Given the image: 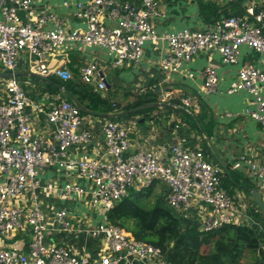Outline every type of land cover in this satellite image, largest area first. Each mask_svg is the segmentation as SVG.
I'll return each instance as SVG.
<instances>
[{
	"label": "built area",
	"instance_id": "1",
	"mask_svg": "<svg viewBox=\"0 0 264 264\" xmlns=\"http://www.w3.org/2000/svg\"><path fill=\"white\" fill-rule=\"evenodd\" d=\"M208 1L220 7L237 5L241 13L231 10L203 28L158 36L153 19L165 16L159 0L76 1L72 15L84 27L70 26L49 9L32 12L34 0H0V64L11 74L0 81V264H127L146 259L172 264L163 259L159 248L135 239L105 216L130 189L142 191L156 182L164 186L167 205L201 231L244 224L261 230L264 238L259 218L222 186L224 169L211 162L203 148L189 146L185 140L155 146L149 142L158 138L153 128L141 135L147 146L140 147L131 136L135 122L82 114L75 102L59 95L46 105L33 102L16 75L23 66L34 76L68 80L70 71L54 64L58 55L64 57L75 47L97 46L110 60L90 56L78 77L105 97L103 69L138 62L144 44L159 38L167 42L158 63L165 77L182 74L184 63L202 50L216 51L225 64L237 62L242 45L264 58V0ZM63 5L68 7L69 2L64 0ZM201 77L202 91L214 92L215 67L206 65ZM241 90L250 96L245 115L264 127V66L238 68L226 91ZM30 104L46 118L42 129L33 124ZM241 163L264 201V161L246 154L231 159L233 167ZM47 168L57 170L63 181L44 180ZM49 196L85 204V220L75 219L68 207L50 205ZM94 214L103 220L93 223ZM75 230L102 237L97 255L46 240L49 231ZM18 241L22 247L14 246ZM260 251L264 255V241Z\"/></svg>",
	"mask_w": 264,
	"mask_h": 264
},
{
	"label": "crops",
	"instance_id": "2",
	"mask_svg": "<svg viewBox=\"0 0 264 264\" xmlns=\"http://www.w3.org/2000/svg\"><path fill=\"white\" fill-rule=\"evenodd\" d=\"M64 0H34L32 12H39L43 9H49L56 12L62 19L68 20V24L74 27H84L82 21L76 19L72 15L73 3L79 0H66L69 6L63 5ZM137 3L138 0H130ZM160 9L164 12V17L153 19L154 27L158 36L165 33H172L183 28H203L208 22L202 16V4L206 0H159ZM223 10L221 13H228L232 10L234 14H240L241 9L234 7ZM167 51V42L163 39H157L154 42L147 41L144 44L143 56L138 62L126 63L121 67L104 68L103 73L107 82L105 97L116 106L113 99L119 101H128L130 94L137 95L147 94L153 90L156 101L151 103L155 108L152 114L147 118L143 117V113L129 116L132 108H114V112L122 113L120 116H115V121L129 123L135 122L134 131L131 134L135 138L138 146H147L144 138L141 135L148 129H155L158 138L151 144L155 146H168L171 143L185 140L187 145L199 146L204 149L207 158L211 162L218 163L213 156V152L221 159L225 166H229L235 172L240 173L246 180L250 179L246 165L241 163L238 167H233L231 159L238 157L241 154H246L258 161H264V127L245 115L244 111L249 106L248 101L250 96L245 91H236L227 93V87L235 78L237 70L244 64H253L255 66H264V58L256 51L242 45L241 51L236 63L225 64L221 61L220 55L216 51H199L190 61L184 63L182 74H172L165 77L159 68V61ZM58 55L57 65L67 68L72 78L74 72L79 73V69L90 56H96L105 61H109L110 57L106 51L97 46L75 47L68 50L64 57ZM213 65L217 71L218 83L214 92L206 94L202 91L201 71L206 65ZM23 66H19L16 70L17 77L20 75H31L27 71L23 72ZM25 69V68H24ZM0 73H9L5 71L0 64ZM191 73L192 76H187ZM79 75V74H78ZM108 75H111V82L107 80ZM38 80H21V84L27 91L33 102L48 104L54 96H61L64 93L60 88H56L49 81V76L44 79L35 76ZM4 77L0 74V81ZM20 81V77H18ZM61 87V86H60ZM129 93L127 97L125 94ZM168 94V96H167ZM114 95L115 97H113ZM138 97V96H137ZM136 97V98H137ZM125 98V99H124ZM180 98L181 105H174L179 108L180 112H169L165 106L172 104L171 99ZM113 100V101H112ZM188 103V105H186ZM144 106V107H152ZM201 106L207 117L213 121L211 136H207L200 130L196 133L195 129L190 128V125L181 120V109L187 113L198 114L201 111ZM135 108V107H134ZM29 111L32 114V121L36 128L42 129L47 125L45 116L33 109L32 104L29 106ZM117 111V112H116ZM137 111V110H136ZM135 112V111H132ZM149 112V111H147ZM145 115V114H144ZM143 119L142 122L140 120ZM177 126V127H176ZM100 136V132L98 133ZM101 137V136H100ZM219 164V163H218ZM225 174V173H224ZM43 179L56 178L59 182L63 181V177L55 169L47 168L42 175ZM243 182L238 185L234 184V194L246 208L250 215L255 216V209H252V199L240 188ZM47 201L50 205L65 206L75 213V219L85 220L84 206L80 202L70 203L62 202L56 196H49ZM251 207V208H250ZM245 212V210H244ZM248 213V214H249ZM256 217V216H255ZM103 220L102 215L94 214L93 223ZM261 227H264L263 220L259 219ZM48 241H56L69 245L74 251L88 255H97L102 245V237H92L83 231L58 232L49 231L46 236ZM14 246L22 247L21 241L14 242ZM259 253V252H257ZM127 264H158L154 261L137 262L133 261Z\"/></svg>",
	"mask_w": 264,
	"mask_h": 264
},
{
	"label": "trees",
	"instance_id": "3",
	"mask_svg": "<svg viewBox=\"0 0 264 264\" xmlns=\"http://www.w3.org/2000/svg\"><path fill=\"white\" fill-rule=\"evenodd\" d=\"M234 7L237 5H232L230 8ZM226 8L228 6L220 7L206 0V3L202 4V16L210 23L220 17L223 14L221 12ZM73 74V78L65 81L57 82L52 78H49V81L56 88L64 87L70 95L65 93L62 95L65 99L79 105L82 114L115 113L114 104L108 97H103L99 92L82 83L75 72ZM153 101H156V98L151 90L147 94L138 95L136 100L126 108L143 106ZM180 102V98L171 99L172 104L164 108H167L169 112L179 113L180 109L175 108L174 105H181ZM154 108V106L142 107L129 113V116L151 111ZM143 117L147 118L148 115H143ZM180 117L190 125V128L199 129L207 136L212 135L214 123L210 117H207L202 106L198 114L187 113L181 109ZM108 118L114 120L115 116ZM226 168L222 177V186L233 194V185H238L242 175L230 169L229 166ZM154 184L142 191L130 189L128 195L106 211V220L120 226L135 239L151 243L159 248L163 259L172 264H242L241 258L245 249L256 253L255 260L251 264H264V255L260 251V245L264 238L262 232L253 227L244 224H227L208 232L201 231L196 223L190 224L191 222L184 220L167 205L163 185L160 197L156 198L157 201L148 207H143L139 200L143 196H147L152 188L154 189ZM240 188L252 199V203L256 206L255 214L264 223V218L249 192L254 186L241 184ZM127 222H131V227L127 226ZM203 246L209 247L207 251H203Z\"/></svg>",
	"mask_w": 264,
	"mask_h": 264
},
{
	"label": "rangeland",
	"instance_id": "4",
	"mask_svg": "<svg viewBox=\"0 0 264 264\" xmlns=\"http://www.w3.org/2000/svg\"><path fill=\"white\" fill-rule=\"evenodd\" d=\"M54 64L55 65H57L58 63H57V61H55L54 62ZM22 71L23 72H26L27 70L26 69H24V68H22ZM18 77H20V82H21V80L22 79H25V80H31V81H34V80H38V78L37 77H35V76H31V75H29V76H27V75H20V76H18ZM52 79H54L55 81H59V79L58 78H56V77H52ZM107 80L108 81H110L111 82V80H112V77H111V75H108V78H107ZM128 94L129 93H126L125 94V97H127L128 96ZM62 95V94H61ZM113 97H115L114 95H112ZM138 95L135 93H132V94H130L127 98L129 99L127 102L126 101H123V100H121V101H119L117 98H115V99H113L114 100V102L116 103V106H113L114 108H119V107H121V108H126V107H128L131 103H133L135 100H136V97H137ZM62 97L63 98H65L63 95H62ZM125 99V98H124ZM112 100V101H113ZM143 113V112H142ZM150 115V114H152V111H149V112H147V111H145L144 113H143V115ZM196 131V133H200V130L198 129H196L195 130ZM195 146V145H194ZM240 180V182H243V184H245L246 186H250V185H253L254 187H256L257 188V185L254 183V182H252L250 179H248V180H246L243 176L241 177V179H239ZM161 190H162V184L160 183V182H156L155 184H154V189L152 188L151 189V191L149 192V194L147 195V196H143L139 201H140V204L143 206V207H148L149 205H151V204H153L155 201H157V197H160V192H161ZM143 193H145V192H143ZM261 197H262V195H261ZM264 202V201H263ZM251 205V207H252V209H255L256 210V206H255V204L254 203H251L250 204ZM250 207V208H251ZM83 210L84 211H87V209H85V208H83ZM255 212H257V211H255ZM255 212H253V213H255ZM72 215L74 216V214L72 213ZM255 216L256 217H258L256 214H255ZM190 224H193V223H190ZM127 226H129V227H131V222H127ZM262 228H264V227H262ZM264 230V229H263ZM261 231V230H260ZM207 248H209L208 246H203V251H207ZM255 256H256V253H254L253 251H251L250 249H245L244 250V252H243V256H242V258H241V263L242 264H251V263H253L254 262V260H255ZM147 260V259H146ZM145 260V261H146Z\"/></svg>",
	"mask_w": 264,
	"mask_h": 264
},
{
	"label": "water",
	"instance_id": "5",
	"mask_svg": "<svg viewBox=\"0 0 264 264\" xmlns=\"http://www.w3.org/2000/svg\"><path fill=\"white\" fill-rule=\"evenodd\" d=\"M0 74H1L2 76H4V77H9V76H11L10 73H0ZM59 88H60L65 94L70 95V93H69L68 91H66V90L64 89V87H60V86H59ZM152 104H154V103H148V104H145V105H143V106H138V107L132 108L130 111L132 112V111L139 110V109H141V108L144 107V106H152ZM78 106H79V105H78ZM121 114H122V113L117 112V113H107V114H98V115H100V116H102V117H110V116H120ZM142 121H143V119L140 120V122H142ZM213 156H214V158L216 159V161L219 163V165H220V166L224 169V171H225V170L227 169L226 166H225V164L221 161V159H219V158L216 156V153H215V152H213ZM249 192H250L252 198L254 199V201L256 202V204H257V206H258V208H259V210H260V212H261V214H262V216H263V218H264V202H263V200L261 199V197H260V195H259L257 189H256L255 187H254V188H251V189L249 190Z\"/></svg>",
	"mask_w": 264,
	"mask_h": 264
}]
</instances>
